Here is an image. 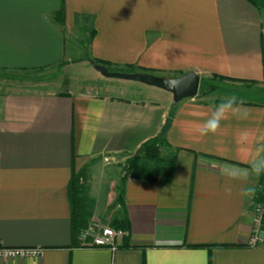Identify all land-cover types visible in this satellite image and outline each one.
I'll use <instances>...</instances> for the list:
<instances>
[{
  "label": "crops",
  "instance_id": "obj_1",
  "mask_svg": "<svg viewBox=\"0 0 264 264\" xmlns=\"http://www.w3.org/2000/svg\"><path fill=\"white\" fill-rule=\"evenodd\" d=\"M88 38L91 58L110 70L193 71L201 82L224 77L223 89L176 103L101 74L108 82L84 86L68 70L78 71ZM0 71L17 75L0 89V244L44 248L0 264H264V245H248L264 179L252 172L264 161V0H0ZM231 96L247 117L202 136ZM167 117L160 155L175 157L172 181L128 176L122 207L118 167ZM229 169L240 178L228 179ZM80 171L89 223L127 215L128 240L115 249L73 233L69 187Z\"/></svg>",
  "mask_w": 264,
  "mask_h": 264
},
{
  "label": "trees",
  "instance_id": "obj_2",
  "mask_svg": "<svg viewBox=\"0 0 264 264\" xmlns=\"http://www.w3.org/2000/svg\"><path fill=\"white\" fill-rule=\"evenodd\" d=\"M63 15V8L60 11ZM94 64L110 65V62L103 60H95ZM93 64V65H94ZM143 72H148L142 70ZM128 73L134 72L133 68H130ZM214 78H219L223 80L222 76H214ZM217 87L214 84H208L206 87H200L198 95L204 96L212 93ZM216 101V104H219ZM166 141L163 135H158L157 137L145 142L143 144L144 151L137 157L129 158L127 163L129 167L121 178V184L119 187V194L117 196V202L123 207V193L124 184L128 176L141 179V180H155L162 182H171L172 176L175 170V157H169L167 159L160 155L161 148L165 145ZM70 201L72 205V229L76 236H80L89 226L90 212L88 210V200L85 194V183H84V173L80 171L78 174L72 178L69 187ZM257 201L264 200V179H262L261 187L256 192L255 196ZM113 227L121 229L125 232L123 236L124 242L128 240V234L130 230L129 221L127 215L124 214L121 219L115 220ZM122 245H127L126 243Z\"/></svg>",
  "mask_w": 264,
  "mask_h": 264
},
{
  "label": "built area",
  "instance_id": "obj_3",
  "mask_svg": "<svg viewBox=\"0 0 264 264\" xmlns=\"http://www.w3.org/2000/svg\"><path fill=\"white\" fill-rule=\"evenodd\" d=\"M106 162L111 158H105ZM252 225L248 238L249 246L264 245V200L255 201L252 208ZM125 232L110 225H102L97 219L89 223L88 228L82 233L83 237H92V247L117 248ZM42 247H9L0 244V261L11 259L39 258L43 255Z\"/></svg>",
  "mask_w": 264,
  "mask_h": 264
},
{
  "label": "water",
  "instance_id": "obj_4",
  "mask_svg": "<svg viewBox=\"0 0 264 264\" xmlns=\"http://www.w3.org/2000/svg\"><path fill=\"white\" fill-rule=\"evenodd\" d=\"M93 66L95 70L105 78L134 81L168 91L173 95V100L176 103L181 102L184 99L197 96L201 84L200 76L193 71L187 72L179 77L167 78L143 71L132 73L112 71L103 64H94ZM171 121V117L166 118L165 124L161 130V135L165 134ZM143 151L144 146L142 145L137 150L134 157L139 156ZM128 167L129 163H125V170H127Z\"/></svg>",
  "mask_w": 264,
  "mask_h": 264
},
{
  "label": "clouds",
  "instance_id": "obj_5",
  "mask_svg": "<svg viewBox=\"0 0 264 264\" xmlns=\"http://www.w3.org/2000/svg\"><path fill=\"white\" fill-rule=\"evenodd\" d=\"M243 103L244 102L238 99L236 96L229 97L226 102L218 105L211 115L198 128L200 134L202 136L215 134L221 126V121L228 116H233L238 119L247 117L248 111L244 109ZM257 152H264V147L258 148ZM252 172L257 176H259L261 172H264V161L260 163H254L252 166ZM225 175L230 180L240 178L237 173L230 169L225 170ZM225 191L226 193L231 194V188H226ZM254 192V188H246L241 191V194L244 196H250L254 194Z\"/></svg>",
  "mask_w": 264,
  "mask_h": 264
},
{
  "label": "rangeland",
  "instance_id": "obj_6",
  "mask_svg": "<svg viewBox=\"0 0 264 264\" xmlns=\"http://www.w3.org/2000/svg\"><path fill=\"white\" fill-rule=\"evenodd\" d=\"M89 43H90V38H88L87 40H85L83 43H81L82 47V52L80 50V66L77 67V70L78 71H72V69L68 70L69 73H78V77L80 80H81V83L85 86H92V85H97V84H102L103 82H108L106 81L105 79H103L102 77H100V73L97 72L93 66V64L95 63V59H92L91 56H90V52H89ZM88 61L89 63H85V64H82L83 61ZM87 64V65H86ZM64 71V69L62 70V68H60V73ZM112 71H117V70H112ZM65 72V71H64ZM118 72H123V71H118ZM16 72H5V71H0V89L1 90H4V91H7V85L8 83H10L11 81H13L15 78H17L15 75ZM45 73H48V72H45ZM15 81V80H14ZM220 81L222 82L223 80H220L218 78H214L213 80H210V81H204V82H201L200 84V87H206L208 84H214L217 89H215L213 92H216V91H220V89H223L220 85ZM227 84V83H226ZM232 86H235V85H232ZM224 87V86H223ZM228 87H231L230 85ZM212 92V93H213ZM128 159L126 160V163H127ZM124 171L125 168H124V165L121 163L118 167V173H122L124 174ZM120 192V190H119ZM118 192V194H119ZM102 225L103 222H101ZM110 226H113V225H110Z\"/></svg>",
  "mask_w": 264,
  "mask_h": 264
}]
</instances>
